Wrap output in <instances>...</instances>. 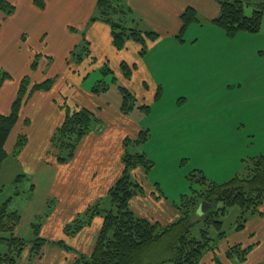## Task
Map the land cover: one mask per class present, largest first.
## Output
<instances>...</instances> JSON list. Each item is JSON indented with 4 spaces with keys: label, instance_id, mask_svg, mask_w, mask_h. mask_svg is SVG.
Segmentation results:
<instances>
[{
    "label": "rangeland",
    "instance_id": "1",
    "mask_svg": "<svg viewBox=\"0 0 264 264\" xmlns=\"http://www.w3.org/2000/svg\"><path fill=\"white\" fill-rule=\"evenodd\" d=\"M46 1L52 7V0ZM132 1L136 8L129 4V0H125L129 11L126 10L125 16L123 13L116 15L115 21H121L128 28L153 31L158 34V38L155 42H145V54L136 57L137 68L134 69L135 63L130 62L133 70L130 76H126L121 69L120 65L124 61L119 58V51L115 47V53L108 50L107 58L102 62H99V58L91 57L90 51L91 62L85 63L88 58L85 57L81 63H74L68 53L65 61H58V66L61 69L63 65L67 66L68 71H74L72 74H80L81 81L77 84L65 80L67 92L60 105L91 107L99 119L98 125L103 128L108 121L119 116V87L128 89L134 95L135 108L124 115H127L129 125L147 129L148 137L141 143L130 142L128 149L131 153H144L152 166L147 171L141 167L130 170L133 180L143 186L144 193L140 196L146 198L141 206L133 199L130 207L136 216L147 215L141 211L142 206L151 207L150 217L163 224L177 219L174 217V206L180 203L183 195H190L193 189L199 187L192 182V174L201 171L209 180L222 183L234 175L242 174L251 158L264 157V14L257 33L240 31L229 37L210 21L212 14L218 10L220 0H176L180 10L193 6L198 19L179 34L180 25L177 28L171 11L163 8L162 3L151 6L147 0ZM243 2L247 16L264 5V0ZM13 4L17 6L16 1ZM0 15L3 17L1 12ZM28 36L32 49L36 47L37 41ZM129 43L121 49V54L124 57L122 59L131 61L135 54L134 46H138V52L141 47L134 41ZM79 49L77 47L76 50ZM57 50L59 47L55 48ZM27 53L9 62L8 66L0 67H4L3 70L8 67L14 76L22 75L25 73ZM48 60L51 63L55 61L53 58ZM1 63L4 65V62ZM75 67L79 71L75 72ZM102 67H108L112 72L103 74ZM58 75L51 76L55 77L54 84L60 79ZM101 83L107 89L98 94L93 93L92 88ZM158 87L160 97L155 100L152 95ZM79 95L88 96L89 102ZM144 104L149 105L147 111L138 108ZM129 138L133 140L132 136ZM8 144L7 151L12 145ZM49 155L38 160L35 167L29 170L23 169L17 157L5 159L0 169V202L11 198L10 209L17 210L22 218L19 227L22 237L31 240L35 230L33 226L38 227L39 236L46 239L45 245H49L45 260L53 257V243L62 238L68 249L61 248L69 255H66L68 261L69 257L74 256L76 259L81 252L75 245L76 234H67L65 226L83 216L86 209L95 203L98 202L101 209H108L110 203L107 194L100 196L64 223L59 214L62 213L65 193L63 189L56 190L54 184L61 178L65 164L72 159L57 165L53 154ZM155 211H160L158 217H155ZM199 212L200 209L190 217L193 223L191 236L197 239L203 227L198 218ZM237 215L238 209L231 207L222 218L229 242H234L236 236L243 234L234 233ZM95 217L102 218L98 215L93 219ZM55 222H60L62 226ZM58 234L60 236L56 237ZM209 236H216L212 228ZM237 239L246 241V236L243 238L241 235ZM158 247L154 249H163V245ZM225 247L224 239L216 242L217 257L224 264L241 263L235 259L226 260L223 256ZM209 253L211 251L206 252ZM35 259L30 258L28 264H34ZM164 264L171 263L166 261Z\"/></svg>",
    "mask_w": 264,
    "mask_h": 264
},
{
    "label": "trees",
    "instance_id": "2",
    "mask_svg": "<svg viewBox=\"0 0 264 264\" xmlns=\"http://www.w3.org/2000/svg\"><path fill=\"white\" fill-rule=\"evenodd\" d=\"M33 5L42 10L45 8V0H33ZM126 6L125 0H97L95 12L89 17L87 25L96 21L107 24L113 47L121 50L125 48L127 41H134L141 47L138 53L143 55L146 52L145 42L155 41L158 34L138 27L128 28L121 21H115L114 17L119 13L124 16L127 14L126 10L129 11V8ZM244 6L243 0H220L218 14L210 21L229 37L240 31L257 33L264 14V5H260L261 9H254L249 16L245 15ZM14 11L13 3L0 0V12L3 14L0 25L1 21ZM179 20L180 34L191 22L198 20L196 9L193 6L185 7L179 14ZM77 47L81 49L77 51ZM74 48V51L72 49L69 52V57L73 58L74 63H81L85 57L90 56V45L84 37V30L81 42ZM38 57L36 54L31 62L32 71L37 67ZM120 66L125 75L130 76L132 65L124 61ZM133 67L135 68L136 64ZM101 71L103 74L112 72L108 67H102ZM11 78L7 71L0 69V87ZM54 78L31 82L29 75H24L18 81V89L9 112L0 113V169L5 159L9 156L16 157L28 143L27 135L19 133L11 149L7 151L6 148L9 136L19 121L22 106L35 92L50 90ZM106 89L107 86L101 83L93 87L92 92L98 94ZM157 89L155 100L160 97V88ZM119 92L120 111L128 114L135 108L134 95L122 87H119ZM61 108L64 110V118L50 139L49 152L53 154L57 164H65L71 160L83 137L100 128L99 119L92 110L86 107L71 110L64 104ZM138 108L145 111L149 109V105L144 104ZM147 137L148 130L141 129L135 139L126 138L123 141V169L119 178L108 189L109 208L101 209L97 202L87 208L83 216L75 218L72 224L65 226V232L74 235L89 225L94 216H102V225L92 252L89 255H78L73 264H164L166 261L171 264H201L203 256L209 251L214 254L215 264H224L215 254L216 242L227 237L222 218L229 208L236 207L238 215L234 231H241L251 216L261 214L260 207L264 202V157L251 158L242 174L234 175L222 183L209 180L201 171L192 174V182L199 187L193 189L192 194L181 197L180 203L175 205L177 219L164 225L136 216L129 206L134 196L143 193V186L133 180L130 170L141 167L147 171L152 163L142 152L131 153L128 145L130 142H144ZM10 201L11 198L0 202V264H18L25 248H29V258H37L47 243L45 238L39 236V229L35 225L31 240L15 234V229L21 222V215L17 210L10 209ZM201 203H206L208 208L199 212L198 218L203 227L200 230V238L197 239L191 236L193 223L190 217L197 213ZM211 228L216 233L214 238L209 236ZM54 245L68 249L61 240ZM161 245L163 249H154ZM251 247L252 245L232 244L226 248L223 256L226 260L244 262Z\"/></svg>",
    "mask_w": 264,
    "mask_h": 264
},
{
    "label": "crops",
    "instance_id": "3",
    "mask_svg": "<svg viewBox=\"0 0 264 264\" xmlns=\"http://www.w3.org/2000/svg\"><path fill=\"white\" fill-rule=\"evenodd\" d=\"M9 1L12 3L16 1L17 6L14 4V13L4 19L0 25V66H8L9 62H14L17 57L20 58L21 55L25 52L27 53V51L28 58L27 56L25 58L26 63L23 70L25 73L22 75L14 76V73L6 67L7 69L5 70H7L12 78L5 81L0 87V113L6 114L9 112L10 105L18 89V81L24 75H29L32 82H40L44 79L51 78L52 75H60V79L52 85L50 90L35 92L25 102L21 108L18 125L9 136L8 143L13 144L19 133H26L28 144L16 157L22 164L23 169L29 170L35 167V163L38 160L44 157L46 158L47 154L49 155L50 139L55 129L64 118V110L61 108L60 103H62L64 94L67 92L65 80L75 81L77 84L81 81V76L79 77L80 74H72L74 71H68L69 68L64 65L61 69V67L58 66L60 65L58 61L61 62V59L65 61L67 54L74 46L81 42L83 30L84 37L89 41L91 57L99 58V62L107 58L106 54L108 50L114 54L115 48L111 44L110 29L107 24L96 21L87 25L89 17L91 16L90 14H92L95 9L97 0H57V2L52 0V7H49L50 4L48 5L45 0V8L42 10L33 5V0ZM147 1L151 3V6L162 3L163 8L171 11V15L174 16L173 19L178 26L177 28H179V14L182 10L178 8V2L176 0ZM129 4L133 8H136L132 0H129ZM80 6H82V8ZM217 14L218 10L212 14L210 20ZM1 17L0 15V18ZM79 31H81V33ZM22 35H24V37L21 39ZM28 35L32 36V38L37 41L36 47L32 49L29 47L30 38L28 39ZM129 42L130 41H127L128 44H130ZM21 47L23 49H21ZM56 47H59V50L55 51ZM134 50L135 54L131 61L122 59L124 57L121 54V50H118L119 58L128 65H131L130 62L135 63L139 55L138 46H134ZM35 54L39 55V59L36 69L32 71L30 65ZM95 54H97V56ZM50 58L55 60L54 63L48 60ZM1 62H4V65ZM88 62H91L90 57L85 60V63ZM0 68L2 69L4 67ZM85 68L86 66L84 65V69ZM135 68H137V64ZM78 69V67H75V72L79 71ZM229 87H231V85ZM79 96L89 102L88 96ZM152 96L154 97V95ZM67 106L72 110L73 105ZM88 109L92 110L91 107H88ZM123 115L124 113H122L119 108V116L116 119L108 121L107 125L103 126V128L100 126L99 130H94L85 135L79 143L72 160L65 164L61 178L59 177L55 182V189L58 191L63 189L65 193L62 213L59 214V217H62L64 223L72 219L74 215L83 211L88 204L92 203L98 197L106 195L108 189L121 175L123 169V141L130 136L133 137L132 139H135L138 132L142 129L138 126L129 125L127 115ZM11 147L12 145H9V149H11ZM84 157L85 159H82ZM143 193L138 194L139 196H134L130 200L129 206L133 199H136V202L140 206L144 204L143 202L146 198L140 196L143 195ZM140 209L143 214H147L141 215L140 217L155 221L153 217H150L149 211L151 207L142 206ZM260 211V215H253L248 219L243 230L234 231V233L238 234L243 232V234L236 236L234 242H229L227 239L228 236L224 239L226 242L225 250L229 245L237 243L243 246L252 245L247 259L238 264H263L264 202L260 207ZM159 212L160 211L154 212L155 217H158ZM174 217H178L177 210ZM156 221L160 222L159 220ZM165 222L163 224H168L172 222V220ZM55 223H59L60 227L62 226L60 222ZM101 225L102 218L95 217L91 220L89 225L83 227L76 234L75 245L81 254L89 255L92 252ZM19 227L20 224L16 227L15 234L22 237ZM241 235H243V238L244 235L246 236V241H244V239H237V237ZM51 236H53V232ZM57 236H60V234L56 235V237ZM60 240L63 241L62 238L57 239V241ZM245 242L248 243L246 244ZM54 246L55 247L51 248L53 257L45 260V254L49 249V245H45L42 248L41 255L35 259L34 264H73L75 257L72 254L71 256L73 257H69L67 261L66 255L68 254L64 252L60 246ZM250 255H254L253 258H251ZM204 256V260L202 258L203 261H201V264H215L213 261L214 254L212 252ZM29 257V248H26L18 264H28ZM249 259L252 260L248 261ZM225 263L229 262L225 261Z\"/></svg>",
    "mask_w": 264,
    "mask_h": 264
},
{
    "label": "water",
    "instance_id": "4",
    "mask_svg": "<svg viewBox=\"0 0 264 264\" xmlns=\"http://www.w3.org/2000/svg\"><path fill=\"white\" fill-rule=\"evenodd\" d=\"M207 208L208 206L206 203H201L199 206V209L201 210V212H204Z\"/></svg>",
    "mask_w": 264,
    "mask_h": 264
}]
</instances>
